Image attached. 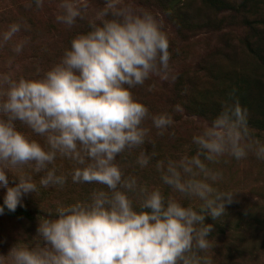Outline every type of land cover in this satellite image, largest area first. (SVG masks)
Wrapping results in <instances>:
<instances>
[{
    "label": "clouds",
    "instance_id": "9594fccd",
    "mask_svg": "<svg viewBox=\"0 0 264 264\" xmlns=\"http://www.w3.org/2000/svg\"><path fill=\"white\" fill-rule=\"evenodd\" d=\"M32 2L42 8L45 0ZM56 7L58 23L72 28L77 19L87 20L88 31L75 35L42 73L0 72V186L7 188L0 214L5 206L15 212L23 195L37 193L32 173H42L43 188H63L69 175L74 184L100 187L85 201L58 206L55 218L49 210L38 219L34 243L17 242L0 255V264H213V225L204 221L220 220L235 193L214 187L222 173L208 165L250 152L264 161V144L252 139L247 109L238 98L225 102L192 137L195 155L155 165L162 183L198 200V209L165 196L159 186L140 183L117 158L140 149L135 163L148 167L156 153L145 147L154 148L146 122L151 120L157 136L174 124L168 113L152 114L132 91L154 76L177 79L164 22L135 0H102L92 15L90 0H58ZM22 27L28 29L14 22L0 32V50L10 45L22 52L28 38L15 39ZM175 110L183 111L180 105ZM58 158L72 163L67 175L58 173ZM9 171L19 179L15 187L8 186Z\"/></svg>",
    "mask_w": 264,
    "mask_h": 264
},
{
    "label": "rangeland",
    "instance_id": "374dc122",
    "mask_svg": "<svg viewBox=\"0 0 264 264\" xmlns=\"http://www.w3.org/2000/svg\"><path fill=\"white\" fill-rule=\"evenodd\" d=\"M31 2V7L26 5ZM58 0H45L42 8H37L32 0H0V32L14 22L26 23L15 39L28 38L20 54L5 46L0 50V72L12 71L16 76H34L39 69L42 73L59 61L64 50L70 47V41L78 33L88 31L87 20L77 19L74 27L68 28L55 19ZM91 9L102 6V0H90ZM137 7L151 10L164 22L169 33L171 60L170 67L177 76L174 83L152 77L143 86L133 89L135 97L143 102L152 114L168 113L174 124L163 136L156 135L151 120L146 126L151 128L154 148L146 144L148 152L155 151L148 167L141 169L136 163L140 149L118 157L126 175H135L140 183L161 187L165 196H175L187 206L199 208L198 200L182 198L164 185L156 163L160 160L178 159L181 155H195L196 146L192 137L201 131L205 122L212 118L200 116L202 109L196 104L202 92L207 99L221 82L220 73L238 71V60H243L245 46L241 40L248 36L243 29L245 18L242 15L218 13L204 0H135ZM9 58H13L11 68L7 67ZM149 87L152 88L149 91ZM200 99H204L201 96ZM200 101V100H199ZM180 105L183 111L177 112ZM198 111V112H196ZM18 127H21L18 125ZM27 131V129H23ZM251 130V129H250ZM174 133V135H172ZM253 140L264 144V133L251 130ZM40 140L39 137H34ZM42 142V140H41ZM58 173L68 174L73 165L66 159H57ZM213 170L220 171L222 178L214 187L221 191L235 193L234 202L226 206V214L220 220L206 216L204 223L212 224L209 238L213 243L210 255L213 264H264V161L253 153L241 160L225 156L219 163L209 164ZM29 171L30 169H25ZM38 191L22 196L17 208L30 209L34 219L10 218L0 214V255H7L17 242L33 244L37 237L38 219L48 216L51 210L55 218V209L77 201H85L98 185L74 184L71 176L63 188L39 186L42 173H32ZM9 187L19 182L12 172H8ZM7 188L0 186V202L4 203Z\"/></svg>",
    "mask_w": 264,
    "mask_h": 264
},
{
    "label": "trees",
    "instance_id": "16d2710c",
    "mask_svg": "<svg viewBox=\"0 0 264 264\" xmlns=\"http://www.w3.org/2000/svg\"><path fill=\"white\" fill-rule=\"evenodd\" d=\"M206 4L235 18L242 15L245 20L240 22L248 36L241 40L245 46L243 60H238L239 70L220 73V83L207 99L208 92H202L196 101L202 109L200 116L211 121L222 111L225 102L233 103L234 99L247 109L248 125L251 130L264 133V0H204ZM234 92V96L231 95ZM204 96V99H200ZM200 100V101H199ZM198 112V111H196ZM0 206H4L0 202ZM4 214L10 218L34 219L30 209L16 208L9 212L5 206Z\"/></svg>",
    "mask_w": 264,
    "mask_h": 264
}]
</instances>
